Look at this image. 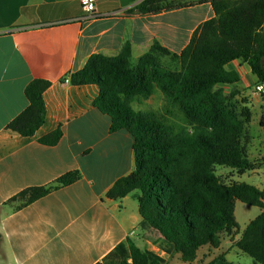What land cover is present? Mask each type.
I'll list each match as a JSON object with an SVG mask.
<instances>
[{
	"label": "crops",
	"instance_id": "0c3cea01",
	"mask_svg": "<svg viewBox=\"0 0 264 264\" xmlns=\"http://www.w3.org/2000/svg\"><path fill=\"white\" fill-rule=\"evenodd\" d=\"M143 1L94 0L95 17L85 20L81 0H0V264H100L126 240L166 261L140 228L135 193L106 197L135 169L131 138L109 132V118L92 104L96 86L69 83L90 56H117L126 43L133 67L154 42L179 54L214 17L207 0L159 14L133 11ZM225 69L239 76L233 86L255 77L239 61ZM36 79L51 84L43 93L45 120L32 137H22L6 126L26 109L24 90ZM154 94L166 103L156 88L142 101ZM57 129L56 145L39 142ZM71 172L79 179L69 186L25 206L12 200Z\"/></svg>",
	"mask_w": 264,
	"mask_h": 264
},
{
	"label": "trees",
	"instance_id": "16d2710c",
	"mask_svg": "<svg viewBox=\"0 0 264 264\" xmlns=\"http://www.w3.org/2000/svg\"><path fill=\"white\" fill-rule=\"evenodd\" d=\"M192 6L144 0L133 11L159 14ZM210 6L214 17L194 31L179 54L154 42L133 67L131 47L126 43L117 56H90L81 70L69 75V83L96 86L98 94L92 104L109 118V132H125L131 138L135 169L117 180L106 197L118 200L135 193L140 228L158 239L160 252H174L182 263L192 264L200 249L218 250L221 235L238 234L234 206L239 201L261 213L240 233L234 247L264 264V189L245 183L225 185L213 170L215 166L238 171L252 168L242 145L248 116L242 119L228 105L225 90L237 84L239 76L225 67L239 61L258 82H264V0H219ZM163 57L176 68L165 67ZM50 85L36 79L26 86L28 105L6 126L8 130L22 137L35 134L45 120L43 93ZM155 88L168 105L186 116L190 130L175 134L156 113L132 109L133 101L149 99ZM259 126L264 151V116ZM60 138L57 129L39 142L54 146ZM78 179L77 172L67 173L52 185L26 189L12 200L20 199L25 206ZM217 261L231 264L224 257ZM100 264H163V260L126 240Z\"/></svg>",
	"mask_w": 264,
	"mask_h": 264
},
{
	"label": "rangeland",
	"instance_id": "374dc122",
	"mask_svg": "<svg viewBox=\"0 0 264 264\" xmlns=\"http://www.w3.org/2000/svg\"><path fill=\"white\" fill-rule=\"evenodd\" d=\"M178 3H185L182 1H175ZM188 4L194 3L195 0H185ZM264 32V25L262 27ZM162 64L168 68H176L168 57L161 59ZM259 82L255 77L250 75L247 77L246 86H231L226 90V97L228 105L232 107L235 112L245 119L248 116V121L244 125L242 135V145L246 158L251 163L250 170L238 171L224 166H215L213 168L214 174L225 184L245 183L247 185L264 189V168L262 148L263 131L259 126L261 117L264 116V94L257 93L255 86ZM160 95V94H158ZM157 94H154L151 102L136 100L132 107L135 111L148 113H156L161 120L172 127L173 132L179 133L183 130H190V122L186 116L181 113L177 107L165 104H160L157 99ZM261 213V210L254 206H248L239 201H235L234 216L238 225V234L221 235L220 247L218 250H211L208 247L202 248L197 254V258L192 264H219L217 259L224 257L231 264H258L247 255L240 252L234 247V242L238 240L240 233L245 229L250 221L256 218ZM151 243L157 244V239L153 236L149 238ZM157 248V245H156ZM164 264H184L180 261L179 255L170 253Z\"/></svg>",
	"mask_w": 264,
	"mask_h": 264
},
{
	"label": "built area",
	"instance_id": "2783aa9c",
	"mask_svg": "<svg viewBox=\"0 0 264 264\" xmlns=\"http://www.w3.org/2000/svg\"><path fill=\"white\" fill-rule=\"evenodd\" d=\"M215 1H219V0H207L208 3L215 2ZM81 8H82L83 12L85 13V16H84L85 20H89V19H92L95 17V15H93L94 0H81ZM255 91L257 93H263L264 94V82H259L255 86Z\"/></svg>",
	"mask_w": 264,
	"mask_h": 264
}]
</instances>
